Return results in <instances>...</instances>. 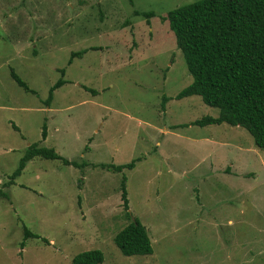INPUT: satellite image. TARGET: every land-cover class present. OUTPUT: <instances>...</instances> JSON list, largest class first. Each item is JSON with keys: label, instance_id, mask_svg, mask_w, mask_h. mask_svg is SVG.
Returning <instances> with one entry per match:
<instances>
[{"label": "rangeland", "instance_id": "rangeland-1", "mask_svg": "<svg viewBox=\"0 0 264 264\" xmlns=\"http://www.w3.org/2000/svg\"><path fill=\"white\" fill-rule=\"evenodd\" d=\"M192 1L0 0V264H70L88 249L99 264H264V148L242 127L192 124L218 113L198 95L173 98L191 76L159 16ZM33 143L85 165L33 157L9 183ZM122 175L150 254L111 239L128 221Z\"/></svg>", "mask_w": 264, "mask_h": 264}, {"label": "trees", "instance_id": "trees-1", "mask_svg": "<svg viewBox=\"0 0 264 264\" xmlns=\"http://www.w3.org/2000/svg\"><path fill=\"white\" fill-rule=\"evenodd\" d=\"M132 13L145 19L154 15L152 11L133 10ZM159 19L166 21L191 76V81L173 98L198 95L204 104L218 110L214 117L205 115L191 123H225L242 127L251 136L255 147L264 148V0H194L169 9ZM85 51H71L66 63ZM58 71L60 77L49 87L43 101L45 105L49 104L52 91L66 82L62 78L63 68ZM9 75L18 86L34 93L13 70L9 69ZM167 99L170 97L163 96L164 101ZM45 136L46 128L42 124L40 137L44 139ZM33 157L56 159L75 167L85 165L63 158L51 147L33 143L25 147L9 175V183ZM133 162L134 159L126 164L100 163L99 166L120 171L131 168ZM124 180L122 175L120 198L128 221L111 239L122 255H147L152 249L146 229L126 211ZM23 234L24 237H38L24 226ZM102 260L99 249H88L75 253L70 264H99Z\"/></svg>", "mask_w": 264, "mask_h": 264}, {"label": "crops", "instance_id": "crops-1", "mask_svg": "<svg viewBox=\"0 0 264 264\" xmlns=\"http://www.w3.org/2000/svg\"><path fill=\"white\" fill-rule=\"evenodd\" d=\"M202 141H209V139L208 138H204ZM156 144H157V142H156ZM217 145L219 144V143H216ZM236 150H237V148H236ZM211 164V163H210Z\"/></svg>", "mask_w": 264, "mask_h": 264}]
</instances>
